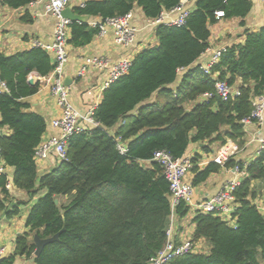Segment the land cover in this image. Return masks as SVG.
<instances>
[{
  "label": "trees",
  "instance_id": "1",
  "mask_svg": "<svg viewBox=\"0 0 264 264\" xmlns=\"http://www.w3.org/2000/svg\"><path fill=\"white\" fill-rule=\"evenodd\" d=\"M33 1L1 4L21 8ZM180 1L87 0L76 12L105 20L140 7L154 20ZM252 8L251 0H196L185 24L156 25L157 44L138 52L129 71L104 89L94 113L100 126L70 136L67 158L43 173L34 154L47 120L31 111L24 99L39 90V84H29V76L49 75L53 56L37 46L10 56L0 52V78L8 87L0 95V130H10L0 136L1 158L14 168L18 189L32 198L46 191L27 217L28 231L16 238L14 253L0 258V264L34 256L35 234L47 238L64 227L60 239L45 246L34 264H150L167 241L172 214L185 218L191 209L181 202L173 211L170 184L153 160L155 151L165 149L179 158L193 142L206 143L207 151L211 144L222 146L228 140L245 144L243 120L251 115L253 100L264 95V26L245 28L244 42L228 46L209 73L193 64L210 45L216 11L223 10L225 19L245 18ZM24 19L31 20L28 15ZM70 28L68 42L75 48L87 46L99 34V27L88 22H73ZM182 69L186 71L180 77ZM217 81H226L240 95L223 100L215 94ZM205 93L215 96L202 99ZM117 136L127 145L125 154L117 147ZM200 158H192L194 186L223 167L246 170L234 190L235 226L214 213L197 212L192 237L195 242L207 240L210 251L186 253L166 264H264V213L256 205L258 191L253 186L255 180L264 182V149L247 164L232 157L224 165L209 162L201 167ZM8 182L7 173L1 174V209L9 197ZM65 196L66 201L55 202Z\"/></svg>",
  "mask_w": 264,
  "mask_h": 264
},
{
  "label": "crops",
  "instance_id": "2",
  "mask_svg": "<svg viewBox=\"0 0 264 264\" xmlns=\"http://www.w3.org/2000/svg\"><path fill=\"white\" fill-rule=\"evenodd\" d=\"M50 0H35L25 7L11 8L7 5L1 4L0 0V52L10 56L18 52L29 50L33 48L34 41L38 40L45 44H51L54 41V34L56 30L57 19L51 14H46V5ZM87 0H71L76 7L82 6ZM253 8L245 18H222L210 26L211 37L210 45L207 50L195 61L193 66H206L210 63L213 53L223 47H228L233 44L244 42L245 28L258 30L264 26V6L261 0H251ZM196 0H188L187 8L193 10L195 8ZM75 7V12H76ZM134 19L133 23L139 28L135 41L128 47L117 45L114 41L113 32L109 30L105 35L97 34L93 41L84 47L75 48L69 45V59L66 63L64 72L65 79H69L70 100L74 107L81 112H87L91 108H96L103 97V91L107 87L106 83L110 77V70H99L96 68H89L85 75L79 76V69L86 62V59L92 56H106L112 62H116L124 57H134L138 52L147 46L157 44L155 35L156 25H152L153 20L145 17L144 12L140 7L133 9ZM31 18L30 21L24 19L25 16ZM179 16L178 12L171 13L168 19H176ZM100 18L91 17L88 23L91 24ZM245 22V25L241 24ZM53 61L55 54L51 52ZM186 69L180 70V77ZM36 75V73H34ZM30 77V76H29ZM180 79V78H179ZM179 80L171 85L176 87ZM39 90L36 94L24 99L30 106L31 111L42 114L47 120V131L44 138L58 134V129L52 125L53 119L60 115V108L57 103V98L51 93L50 84L46 81H40ZM203 99V98H202ZM193 104H190L192 106ZM1 121V116H0ZM3 133H10L8 128L2 129ZM114 131V128L111 129ZM246 140L243 147L236 154V159L247 164L259 157V140L264 138V126H260L256 122L246 124ZM229 141V140H228ZM205 143L193 142L189 145L185 155L194 157L199 155L201 157L199 166L205 167L206 162L215 156L221 149L219 143L210 145L209 151L205 150ZM58 158L52 155L39 168L40 173L46 172L54 168L57 164ZM6 173L9 177L11 187L8 189L9 197L3 200L5 203L4 209L0 208V250L1 256L6 257L14 253L16 248V238L28 231L26 220L32 209V206L37 202L43 191L36 197H31L26 191L18 189L13 183L14 168L6 166ZM238 172L234 168L223 167L219 172L213 173L209 178L195 186L196 195L195 202H200L211 196L216 195L224 183L233 180L241 179ZM194 175L189 172L187 179L193 182ZM263 185L261 180H255L253 186L257 189L258 186ZM0 198L4 196L0 194ZM59 200H67V197H59ZM25 204L18 205V213L12 214L13 209L19 202ZM256 201L264 207V193L258 194ZM193 213L185 218L175 216L174 228L176 237L185 234H193L194 224L192 223ZM187 223L193 224V229L187 227ZM184 225V226H183ZM185 226L187 227L185 229ZM199 243L206 248V243L200 240ZM206 251V250H205ZM33 257L18 256L14 264H34Z\"/></svg>",
  "mask_w": 264,
  "mask_h": 264
},
{
  "label": "built area",
  "instance_id": "3",
  "mask_svg": "<svg viewBox=\"0 0 264 264\" xmlns=\"http://www.w3.org/2000/svg\"><path fill=\"white\" fill-rule=\"evenodd\" d=\"M71 0H50L46 5V14H51L56 17L57 24L54 34V41L51 44H45L41 41H34V45L44 48L55 54L56 63L54 64L53 71L47 76H34L39 81H46L50 84L51 93L57 98L58 106L61 110L60 115L52 121V125L58 129V134L50 137L43 138L41 143L36 147L34 158L40 168L42 163L49 159L50 156L55 155L60 160H65L67 153V144L70 136L76 133H82L90 128L100 126V122L94 117L95 108H91L87 112H81L74 107L70 100V87L65 84V66L69 59V38H70V25L73 23L70 19L63 17L62 11L70 4ZM188 0H181L180 3L170 11L163 12L157 19H154L152 25L161 23L168 25H183L186 18L191 12L187 8ZM264 6V0H261ZM178 12L179 16L176 19H168L171 13ZM224 11H216L218 20L224 17ZM134 13L133 10L122 16L112 17L105 20H99L91 23L93 26L99 27V34L105 35L109 30H112L114 41L120 46H130L138 34L139 28L133 23ZM227 47L216 50L210 63L201 68L209 73L211 67L217 63ZM133 63V57L127 56L116 62H112L106 56H92L86 59V62L79 69V76L86 74L89 68L93 67L99 70H110V77L106 83L108 86L119 77L126 74ZM8 87L5 81L0 78V95L7 92ZM216 95L223 100L230 97L240 95V91L229 85L226 81L216 82ZM214 93H205L202 98L210 99L215 96ZM254 109L251 115L243 121L245 124L256 122L260 126H264V95L258 96L253 100ZM114 131H111L114 134ZM117 147L122 154L128 150L126 143L121 136L116 137ZM264 149V138L259 140V153ZM240 151V146L229 140L225 143L218 153L213 156L210 161L220 165H224L230 158L235 157ZM153 160L157 161L164 170V174L170 184V200L171 207L175 211L176 207L185 202L191 209L190 212L195 215L197 212L214 213L224 220L229 221L235 226V219L233 213L236 208V199L234 190L240 185L241 179L230 180L222 186L220 191L205 200L195 202L196 190L193 182L188 181L187 176L193 166L192 156L184 155L176 158L169 151L165 149L157 150L154 153ZM234 171L238 172L241 176L246 175V170L240 169L239 166L234 167ZM6 173V164L1 158L0 148V175ZM7 189L11 187L10 182L6 185ZM261 212L264 213V207L255 201ZM175 213L171 217V225L167 230V241L164 247L151 258L150 264H166L171 259L191 252H204V246L199 241L195 242L192 234H185L184 236L176 237L174 228ZM203 249V250H202ZM206 252V251H205ZM2 250H0V258Z\"/></svg>",
  "mask_w": 264,
  "mask_h": 264
},
{
  "label": "water",
  "instance_id": "4",
  "mask_svg": "<svg viewBox=\"0 0 264 264\" xmlns=\"http://www.w3.org/2000/svg\"><path fill=\"white\" fill-rule=\"evenodd\" d=\"M75 3H71L69 4L63 11H62V15L63 17L70 19L72 22H78V23H83V22H88V20L90 19L89 15H82L79 14L77 12H75ZM53 63H56V60L54 59ZM28 82L30 85H36L38 84L40 81L38 78L34 77V76H30L28 78ZM65 84L69 85V79H65ZM3 130H0V136L3 135ZM55 202L57 204H59V199H55ZM65 230V227L62 229V231ZM62 231L56 233L55 235L51 236V237H47V238H42L40 237L38 234H35L33 236V241L36 245V250L34 252V257H33V261L35 260V258L37 256H39L41 254V252L43 251V249L45 248V246H47L50 243L56 242L60 239V235L62 233Z\"/></svg>",
  "mask_w": 264,
  "mask_h": 264
},
{
  "label": "rangeland",
  "instance_id": "5",
  "mask_svg": "<svg viewBox=\"0 0 264 264\" xmlns=\"http://www.w3.org/2000/svg\"><path fill=\"white\" fill-rule=\"evenodd\" d=\"M257 191H258V193L257 194H263L264 193V186L263 185H260V186H258V188H257ZM46 193V191H43V193H42V195H44ZM65 200H62V202H64ZM191 213V212H190ZM184 226V225H183ZM187 227H188V229L189 228H191V229H193V224H189V223H187ZM186 226H185V229L187 228ZM204 242L206 243L205 245H206V248L204 249V251L206 250V252H208V251H210V249H211V245L209 244V242L206 240H204ZM202 249V250H203Z\"/></svg>",
  "mask_w": 264,
  "mask_h": 264
}]
</instances>
